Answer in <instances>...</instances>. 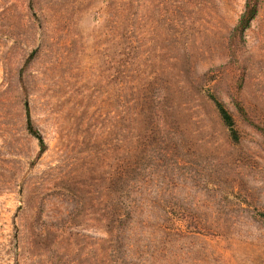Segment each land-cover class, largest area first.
Instances as JSON below:
<instances>
[{
  "label": "rangeland",
  "instance_id": "rangeland-1",
  "mask_svg": "<svg viewBox=\"0 0 264 264\" xmlns=\"http://www.w3.org/2000/svg\"><path fill=\"white\" fill-rule=\"evenodd\" d=\"M245 1L0 0V264H264Z\"/></svg>",
  "mask_w": 264,
  "mask_h": 264
},
{
  "label": "trees",
  "instance_id": "trees-1",
  "mask_svg": "<svg viewBox=\"0 0 264 264\" xmlns=\"http://www.w3.org/2000/svg\"><path fill=\"white\" fill-rule=\"evenodd\" d=\"M255 13H256V0H246L244 5V10L241 13L238 22L233 29L234 31L233 35L241 34L243 30L247 28L251 19L254 17ZM208 95L213 100L214 105L219 113V116L223 124L227 127L230 138L233 141H238L239 132L236 127V123L234 121L232 114L228 111V109L224 106V104L221 101L215 98L213 94L209 93ZM26 129L30 134H32L37 138L38 143L40 145L39 152H42L44 148L43 138L41 134H39L38 131L34 128L29 112H27L26 114Z\"/></svg>",
  "mask_w": 264,
  "mask_h": 264
}]
</instances>
